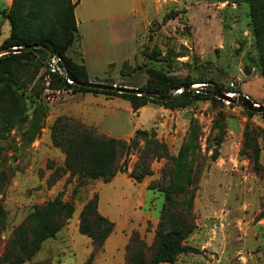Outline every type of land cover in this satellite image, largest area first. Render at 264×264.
Returning <instances> with one entry per match:
<instances>
[{
  "label": "rangeland",
  "instance_id": "rangeland-1",
  "mask_svg": "<svg viewBox=\"0 0 264 264\" xmlns=\"http://www.w3.org/2000/svg\"><path fill=\"white\" fill-rule=\"evenodd\" d=\"M246 1L149 0L145 31L142 18L131 13L133 0H81L77 14L84 26L83 46L79 50V43L74 45L69 55L78 62L86 55L95 74L105 78L91 83L138 89L147 83V69L154 68L178 81L210 82L194 86L222 87L232 96L244 95L263 105L264 78L260 76L259 55L248 26L250 7ZM6 2L0 0V6L9 11L12 4ZM52 2L41 0L29 9L27 22L33 31L41 22L53 20L56 9ZM109 18H115L112 30L100 35L95 28L97 21ZM136 23L139 34L134 37ZM10 29L9 22L0 15V50ZM42 62L45 68L37 72L33 82L36 67L21 78V97L0 84V257L14 230L35 208L60 196L75 204L74 215L25 264H85L91 246L89 238L79 232L80 214L102 182L89 180L80 185L81 181L64 172L66 156L53 144L51 128L60 117L57 106L65 93H57L48 84L47 77L51 79L53 74L52 58ZM178 111L173 119H160L166 123L163 129L167 132L162 136L157 132L172 155L186 147L194 153L192 187L197 228L187 243L199 252L181 256L178 264H264V115H250L239 103L216 100ZM140 123L150 128L147 117L132 118L133 129ZM118 127L119 136H124L131 124L126 120ZM216 148L219 152L215 156ZM137 160V152L123 160L128 175ZM166 164L165 159L152 164L154 174L145 179L148 185L162 181ZM102 187L103 198L111 200L115 189ZM126 191L131 196V207L125 208L123 199H119L112 218L120 227L142 231L145 218L155 224L165 202L163 195L146 188ZM141 196L146 197L145 204L135 209ZM148 230L142 236L151 245L155 233L151 225ZM115 239L111 242L116 256L113 259L121 260L124 247L116 250L120 238Z\"/></svg>",
  "mask_w": 264,
  "mask_h": 264
},
{
  "label": "trees",
  "instance_id": "trees-1",
  "mask_svg": "<svg viewBox=\"0 0 264 264\" xmlns=\"http://www.w3.org/2000/svg\"><path fill=\"white\" fill-rule=\"evenodd\" d=\"M40 1L13 0L9 11L1 9L0 6V15L9 22L11 28L10 36L2 43L1 49H23L21 52L0 57V84L6 86L14 95H19L18 83L31 67H36L32 77L33 82L37 72L45 68L42 61L56 56L61 59L59 66L62 68L66 66L68 69L67 76L59 73L50 74V86L57 91L121 97L131 103L134 111L148 105L180 110L203 101L224 102L213 96L212 89L207 86L199 91L185 90L196 84L210 82L192 79L178 81L154 68L147 69V83L144 87L138 88L153 97L90 89L80 87L76 83L70 84L69 77L79 83L90 82L85 64L82 61H75L69 55L72 47L81 41L75 15L78 2L53 0L52 5L56 9L53 20L47 24L41 22L33 31L27 22V14L29 9L39 5ZM246 2L250 7L248 26L254 35L255 47L259 55L260 76L264 78V0H247ZM36 18L31 17V20ZM32 45H41L46 50L31 48ZM47 73L46 70L43 76ZM105 84L114 86V84ZM121 87L124 88V86ZM221 90L225 91L222 87ZM225 93L230 92L225 91ZM230 104L233 105V103ZM247 113L260 114L249 110ZM98 131L69 116L58 117L51 128L53 144L61 148L66 156L64 172L81 181L80 185H84L85 181L89 180L108 184L118 174H128L127 163H123V160L134 155V152L138 153V160L129 176L138 183L153 176L151 166L155 161L162 159L167 161L162 181H153L148 185L150 190L160 192L165 200L155 229L154 241L149 245L138 230H133L125 247L123 264H178L181 256L197 254L199 251L187 243L197 228L194 213L195 189L192 187L194 174L192 155L194 153L191 148H182L177 155H172L168 144L158 138L156 129H138L128 140L116 139ZM142 142L144 146L141 147ZM218 152L216 148L215 156ZM74 213L75 204L63 201L60 196L36 207L34 213L14 230L0 257V264H25L32 260L46 241L56 237ZM2 218L1 216V222ZM115 227V222L100 213L99 194L96 193L84 204L80 214L79 232L90 239L91 246L89 260L85 264L93 263L104 249ZM2 232L1 226L0 235Z\"/></svg>",
  "mask_w": 264,
  "mask_h": 264
},
{
  "label": "crops",
  "instance_id": "crops-1",
  "mask_svg": "<svg viewBox=\"0 0 264 264\" xmlns=\"http://www.w3.org/2000/svg\"><path fill=\"white\" fill-rule=\"evenodd\" d=\"M78 5L81 2V0H77ZM148 1L149 0H133V10L131 13L136 16H140L141 21L144 22V30L147 29V22H148ZM7 4H12L13 0H7ZM75 15L77 19V26L79 33L81 35V41L79 43V50L80 47L83 45V25L81 22V18H79L77 14V7L75 9ZM100 20V19H99ZM115 18H109L108 20H102L106 21L104 24H102V21H97V26L95 25L96 31H100V35L106 34V32H110L112 29V23L114 22ZM136 30H134V37L139 34L137 31V23ZM136 34V35H135ZM138 52V51H137ZM82 61L87 67L88 74H89V81L90 82H98V81H104L105 78H103L100 75L95 74L94 70L92 69V64L89 60L86 61L87 57L83 54ZM64 95L60 97L59 105L57 106V109L59 108V114L57 116H69L73 117L77 120H80L81 122L93 126L97 128L99 131L112 136L116 139H123L128 140L131 138L136 130L143 129V130H151L153 128L157 129V132H160L161 136L167 132L163 129L165 126V122H162L160 119L164 118L166 121L170 118L173 119L175 117V114H179L178 110H170L166 109L161 106L157 105H148L144 108L139 109L138 111H134L131 103L121 97H109L103 94H94V93H72L71 91H62ZM61 93V91H60ZM147 117V120L150 122V128L145 129L144 126L140 123L141 126H138L137 128H132V118H142ZM179 116V115H177ZM128 121L131 124V128H128V132L124 136H119V131L117 130L118 125L123 124L124 121ZM119 128V127H118ZM102 186H111V188L115 189V194L112 196V199H105L102 196L103 193V187ZM98 190L99 194V211L100 213L110 219L111 221L115 222L116 227L115 231L111 234V236L108 238L104 249L97 255L95 260L92 264H97L99 262L103 264H107L109 259H112L110 261V264H123L124 258H125V247L128 243L129 235L133 230H138L141 235L146 236L147 233L150 231L148 230L149 225H151V232L155 233L156 226L160 220H157V222L154 224L151 221V218H145L144 224L145 228L142 231L141 229H135L131 226H121L119 225L116 220H114L112 217L117 211V207L119 206V199H123V206L125 208L131 207V196L127 194L126 189H129L131 187H136L140 189H149L148 188V182L144 180L143 182H136L133 178H131L128 174H118L114 180L108 184H103ZM145 196H141V202L136 204L134 207L136 208H142V205L145 204ZM118 201V202H117ZM120 238L119 243H116L117 248L116 250H120L122 247H124V254L122 255L121 260L113 259L116 257L114 255V248H111V242L115 238ZM90 240V239H89ZM117 240V239H115ZM74 242V241H73ZM119 245V247H118ZM91 253V252H90ZM90 255V254H89ZM180 260V259H179Z\"/></svg>",
  "mask_w": 264,
  "mask_h": 264
},
{
  "label": "water",
  "instance_id": "water-1",
  "mask_svg": "<svg viewBox=\"0 0 264 264\" xmlns=\"http://www.w3.org/2000/svg\"><path fill=\"white\" fill-rule=\"evenodd\" d=\"M31 48L46 50V48H44L41 45H32ZM21 50H23V49L22 48L1 49L0 50V57L3 55L11 54V53L21 52ZM47 51H49V50H47ZM63 67H64V70L67 72L68 71L67 67L66 66H63ZM251 70L252 69L250 67H248L247 72H250ZM69 79L72 81V83H76L80 87L103 90V91H117L119 93H128V94H134V95H138V96L148 95L150 97H153V95H150V94H148L144 91H141L139 89H133V88H127V87L122 88V87H117L115 85L110 86V85H105V84H100V83H91V82L79 83V82H75L71 77H69ZM202 87H205V85H202L200 87L191 86L189 88H186L185 90H197V91H199L200 89H202ZM212 91H213L212 92L213 96L219 98L222 101L229 102V104L230 103H233V104L239 103L245 109H247L249 111H253L256 113H260V114L264 113V104L258 106L257 103H254L253 101H251L248 97H246L244 95H241L238 97L230 96L229 93H225L217 87H212Z\"/></svg>",
  "mask_w": 264,
  "mask_h": 264
},
{
  "label": "built area",
  "instance_id": "built-area-1",
  "mask_svg": "<svg viewBox=\"0 0 264 264\" xmlns=\"http://www.w3.org/2000/svg\"><path fill=\"white\" fill-rule=\"evenodd\" d=\"M60 61H61V59L56 57V56L52 58L53 65H51V73H53V74L59 73L61 75L66 76L67 72L64 70V68L59 66ZM50 80L51 79L49 77H47L48 84H50ZM68 82L70 84H72V81L69 78H68ZM57 93H60V91H57Z\"/></svg>",
  "mask_w": 264,
  "mask_h": 264
},
{
  "label": "bare ground",
  "instance_id": "bare-ground-1",
  "mask_svg": "<svg viewBox=\"0 0 264 264\" xmlns=\"http://www.w3.org/2000/svg\"><path fill=\"white\" fill-rule=\"evenodd\" d=\"M196 87V86H195ZM230 96H232V94H229Z\"/></svg>",
  "mask_w": 264,
  "mask_h": 264
}]
</instances>
